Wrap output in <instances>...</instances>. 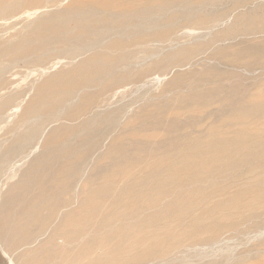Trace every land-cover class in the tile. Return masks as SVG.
Segmentation results:
<instances>
[{
	"label": "bare ground",
	"instance_id": "6f19581e",
	"mask_svg": "<svg viewBox=\"0 0 264 264\" xmlns=\"http://www.w3.org/2000/svg\"><path fill=\"white\" fill-rule=\"evenodd\" d=\"M63 1L66 0H0V25L16 20V22L11 24L9 27L16 29H14V34L6 40L0 38V78L2 73L5 71V68L8 66H12L23 61H28L29 63L39 65L43 63L44 58H46L51 53L76 56L80 57L81 59L74 69L57 72L49 77L47 76L48 78L34 94L33 99L22 113L24 117L33 118L35 121L28 125V128L23 133L19 134L14 140L12 139L13 141L11 144L0 154V170L4 163L10 161L12 162V160H24V162L27 163L26 167L19 174L17 181L9 186L8 190L3 194L2 200L0 202V251L2 254L11 257L14 252L12 250H17L18 248L22 249V251L17 254V262L10 259L9 264H79L81 261L84 262V264H153L155 260L163 259L162 257L170 254V250H176L175 248H179L178 250L180 252L181 249L183 251V249H186L187 246H192L194 250L195 247L197 248L199 245H201L200 247H203L201 248L202 250H204V246H206L208 247V250L213 252V247L218 244V239L220 237L219 235L215 234H217L218 227H220L222 224L217 225V221L216 224L214 223L217 225V231L215 230L216 233H214L215 231L213 230L215 236L212 235L213 233H210L211 235H206V237L202 236L201 238H196L199 237V235L196 234L201 233V231H199V233L196 232L193 234L195 229L192 230L194 227L196 228V225L198 228H200V226H202V220H204L200 217L202 214L200 212L199 206V209H197L196 203H198L199 200L203 202L205 200L207 202L206 196L211 192V190H218V188L215 189L214 187H211L209 188V192L207 189L209 185L211 186L212 184L211 180L213 178V173L208 170L206 171V167L208 165H205L204 169V165L198 168L200 164H197V166L192 164L193 161L196 163L198 159L196 158L198 155L197 153V155L195 154L196 157L191 155L192 159L195 158L196 160H192L189 156L191 153H187V155L184 154L181 156L182 158L180 159V162H177L178 158L175 161V155L178 148L180 149V151L178 150L179 153L181 151H185L186 149L188 152L190 150L192 151V149L196 151L195 148L198 149V147H200V149L202 148L203 143H201L202 140L200 141L201 137L199 136L200 130L197 129L199 126H194L193 122H184L180 125L179 122L176 120H171L170 118V120H168L170 121L168 127L165 130H163V127L161 129L163 130L161 133L163 132L164 135L160 136L161 133L158 134L157 132V137L160 138L156 139V135L154 136L155 132L152 133L153 135H149V133L143 134L144 130H147L149 126H153L151 120L154 119L156 115H160L156 113H159V110L162 109L159 107L156 110H145L142 114H140L141 122H139L136 127L131 129L124 128L120 130V132L115 133L119 123L117 119V113L122 108V105L116 107L115 109H110L109 106H104L102 104L104 99L102 102H98L101 93L100 90L92 92V88H94L96 83L100 82L106 87H122L126 84L137 81L143 72L147 73L149 70L137 71L135 72L136 76L131 71H128L125 75L116 74L117 68L127 64L128 57L132 53V51H130V47L133 45L135 46L136 44V39L134 41L132 38H138V40L155 39V41H158L163 39L170 31H173V28L180 23H185L186 25L191 26L207 24L208 26L213 23L223 24L224 22H228L229 18L231 17L232 24L224 29L225 31L221 30V33L212 36L207 40V42L205 41V45H211V48H215L213 59L216 60V65L218 66V63L229 65L227 63L228 61H221V57L224 55L223 50L226 49L225 46L232 44L233 42H236V44L233 46V48L231 47L232 51L229 50L231 53L227 55L226 59L235 63L240 61L243 62L244 60L249 61V59L251 60L252 58V60H255L258 57L264 56V43L253 45L250 41L248 42L247 39H254L255 37H258L259 34L261 36V34L264 33V16H259L253 12L252 4H249L250 2L247 0H73L74 4H69L70 7H66L61 10L58 9L56 11H53L54 8L53 10L48 9V7H54L56 5L62 4ZM226 2L229 4V6L231 5L230 10L217 8L218 5H223V3ZM224 7L226 6L224 5ZM41 8L44 10H39ZM37 14L38 16H36ZM23 16L28 17L27 22L22 20ZM127 30L128 33H126ZM53 43H56L59 46H56ZM205 45L200 44L194 48H185L178 52L168 54L163 59L156 62L154 69L176 70L177 67L182 65V62L190 63L192 61L191 59H194L193 56L201 52ZM235 48H237V50H235ZM222 58L225 60L224 56ZM258 64L259 67L264 70V60L260 61ZM254 65L256 67V62ZM211 69L216 70L218 68L213 66ZM122 71L124 70L122 69ZM263 73L264 72H262V75H264ZM209 75L211 77L214 75L212 80L215 81V87L207 89L201 93L196 92L190 94L185 100L187 105L188 102H194V104L200 102L206 108L210 107V109L207 110L205 114L207 117L215 116V118H218L220 116H230L234 114L241 102L240 95L243 89L242 84H224V77H221L220 74L210 73ZM176 76H178V74L175 75V79L177 78ZM202 81H204V79ZM258 95L261 96L262 94ZM255 96L257 97L256 94ZM255 96L253 99H255ZM77 97H79L77 103H68ZM248 99L250 101V98ZM260 101L262 102V99H260ZM248 102L246 104H248ZM15 105V97H8L6 100L0 103V112L8 110L9 107L12 108ZM262 106L263 105L260 106L259 110H252L250 108L252 111H247L252 115V117H254V119H256L255 117H258L257 119H259V116L264 115V109ZM61 107L68 110V117L65 118V121L61 122L59 126L50 130L43 150L32 155L36 149L34 141L43 132V129L49 119L48 114ZM113 107L115 106L113 105ZM164 112L165 111H163L162 114ZM174 115L177 114L174 113ZM245 115H247V113H245ZM251 115L248 117H251ZM238 117L242 116H236V119L235 117H228L229 119L231 118L230 121L228 118L224 117L226 119L225 123L227 124L222 126L219 124L218 126L221 128L224 126L226 127L225 129H227V126L240 128V126L245 122V117L243 116V120H238L240 119ZM231 120L234 121V123H231ZM247 120L250 119L247 118ZM260 122L263 123L261 118ZM250 124L253 125L254 123ZM182 125H186L184 130L181 131V129L176 132V129L180 128ZM244 125L246 126V124ZM258 125L260 126L262 124ZM258 125H255L256 127L253 125L252 128H257ZM208 126L210 125H207V127ZM251 126L248 125V129H246L248 132ZM214 128L216 129V127ZM254 130L252 129L251 131ZM242 131L243 129H237L234 131V133L238 134L242 133ZM257 131H259L258 128ZM257 131H255V133L253 132L254 135L256 134V137L258 133L263 132V129L260 130L261 132L259 131L256 133ZM209 132L210 131L206 133ZM253 133L250 135L252 136ZM147 134L150 136V138L147 136ZM211 134L212 133H209L208 135ZM247 136L249 137V135ZM242 137H240L242 141H240V139L238 140L240 143H245V141H248L246 143L249 144L251 142L249 139H245V141H243L244 139H242ZM204 138L207 139L206 137ZM244 138H246L245 135ZM187 139H189L191 142H185L187 144L184 145L183 141ZM225 139L226 137L223 138V140ZM232 139L227 140L232 141ZM256 140L255 142H252V145H250L251 148L254 143H257ZM229 141L227 142L229 143ZM235 141L233 142L236 143ZM106 142L107 145L105 152L101 155H98V158L94 159L93 155L99 152V150L103 149ZM228 143H225V145ZM232 144H230V147ZM207 145H209V147L212 146V148L210 147L212 151L213 147H218V144L214 141V139H211ZM243 146L246 149L248 145L245 146L242 144V147ZM233 147H235V144ZM255 147L258 149L257 146ZM205 148L206 147L203 149L204 152L210 149ZM220 150V154H222L224 151H222V149ZM251 150L253 151V149ZM26 151L28 154H24ZM159 151H161V156H158L160 159L152 161L150 155ZM208 151L207 154L211 155L212 152ZM252 151H250L251 155H253ZM199 153L201 154V152ZM226 153H223L225 155L221 156L225 157ZM142 154L150 156L146 159L147 164H150V166L147 165L149 168L154 167L155 164H166L168 169H165L166 172L163 174L164 176L166 173L168 175L169 171H173L174 169L178 168L177 165L180 163L182 165L184 164V166L187 164L189 165V167L187 165V167L190 168V171L188 170V174L191 173L194 165L193 169L195 172L191 176L183 177L181 175L183 178L181 177L182 179L180 178V180L177 179L179 176L177 173L178 176L174 177L175 179L173 178L175 182L173 188L170 187L173 180H160L159 178L161 177V171H157L155 167L154 169L150 168V170H147V172H142V174L138 176L139 178L136 179V176L131 175L132 172H130L129 168L131 165L137 164L141 160H145L141 159ZM212 154L213 155L211 156H214V153ZM201 155L204 159L206 153H202ZM247 155L248 154H246V158ZM154 156L155 155L153 154V157ZM233 156L231 155V157H228L230 159H234ZM207 157L210 156L206 155V158L204 159L205 161ZM260 157H263L260 159L262 161L264 159V153H261ZM260 157H258V159ZM212 159H214V157ZM244 159L245 157L243 156L242 160ZM209 160L210 159L208 158L207 162L202 160L201 162L208 164ZM217 161L215 162V160H212V162L209 164L211 165L210 167L213 166L214 168L215 164L218 165L219 161L218 164ZM246 161L247 160H244L242 162ZM220 162H223L222 159ZM87 163L90 164V167L88 166V168H90V172L86 175L84 168ZM252 163H255V160L254 162L252 161ZM261 163L262 162H260L258 166H261ZM251 164L249 163L248 165L253 167H251L252 170L249 168L246 173H248L249 170H251L250 172H254V168L256 167L257 163L253 164L255 166ZM182 165L179 167L181 168ZM234 166L235 164L231 163L227 169L229 170L234 168ZM158 167L161 166H157V168ZM187 167L184 168L187 169ZM201 168L202 171L204 169L206 172H196L198 169L201 170ZM262 168L264 169V167ZM146 169L147 168H144V170ZM138 170L140 171V168H138ZM215 171L216 170L214 169L213 172L215 173ZM223 171L222 173L219 171L218 172L220 174H227V172H229L226 171V169V173H223ZM258 172L260 173L259 170ZM220 176L222 175H219L218 177ZM222 177H224L222 180H225V175ZM220 178L217 180L219 181L218 184L220 183ZM256 178L260 177L257 176ZM261 178L264 179V176ZM245 179L247 180L246 177ZM260 179H258L259 182ZM258 180L256 181V184H258ZM81 181L87 184V190H81L78 195H73L74 192L77 193V191H75L76 187L77 189L78 186L81 188V185H79ZM260 184L261 183H259V186ZM260 187H262V184ZM222 188L220 187L219 189ZM206 189L208 190V194H205V199L204 197L200 198L202 192H204ZM225 189L227 190V188ZM259 190H262V188ZM259 190H257V192ZM225 192L226 191L223 193L227 194ZM217 193L218 195H215L214 200H216V197L220 194L219 192ZM255 195L257 194L255 193ZM255 195L253 192L251 196L254 198ZM208 196V200L212 198V196ZM206 202H204V204ZM216 202L218 203L219 201ZM223 202H220V204H223ZM211 203L209 204L207 202L206 206L212 205ZM245 203L242 202V204L246 205L247 208V204ZM254 203L255 202H253V204ZM230 204L232 205V203ZM258 204L259 203H257V205ZM235 205L237 207V204H234V206ZM248 206V208H251L250 204H248ZM220 207H222V205ZM197 210H199V212ZM216 210L217 214L219 210L218 208H216ZM222 210L225 209L221 208V211ZM243 210L241 213H243ZM195 211H197V215L194 213ZM256 211L258 210L256 209ZM256 211L254 210L252 213H256ZM259 211H263L264 213V209ZM259 211L258 213H262ZM211 212L213 213V210H211ZM183 213H188L191 217L192 213H194L195 215H193L192 218H194V216L196 218H194L195 221L194 219L193 221L197 222V218L199 217L200 218L198 222L200 223V221H202L200 226L198 223H195L196 225L193 224L194 227H192L193 225H190L191 227H189L191 230L188 228L190 230V233L188 230V235L184 229L183 233H181L179 230V226L182 225L183 221L181 219H183V217L186 218L188 214H185L183 217H181L182 215H179L181 218L178 219V217L177 219L179 221L181 220V222L178 223L177 221V223L181 224L179 226L177 225L178 229L176 224L173 226L177 230L173 228L169 222L172 217L174 219L176 218V214ZM216 214L215 212L211 214V218H215ZM230 214L232 215L233 213ZM206 215L207 214H205V216ZM213 215L215 216L212 217ZM234 215L233 217H235ZM190 216L187 218L189 219ZM220 216H217L218 220ZM229 216L230 215L228 214V217ZM236 216H238V214ZM187 218L184 220L187 221L188 225L189 221ZM192 218H190V221L193 223ZM222 220H224V216L222 217ZM209 221L210 220H208L206 223L203 222L206 224L205 226L203 225V227H205L204 229L202 227L203 230L200 228L203 231V234L207 231V223ZM211 221H214V219H211ZM224 223H228V221ZM230 223H228L229 228L227 226L226 228L230 229V226L234 227V222L231 224ZM184 224H186V222ZM215 225L213 226L215 227ZM225 225L227 224H224L223 226L225 227ZM172 228L176 230L177 234L176 236L173 234V236L170 237L169 232H171V230L174 232ZM152 230H156V232L158 230L159 234L162 230V233L164 232L163 234H166L162 238L165 239L164 237H166L167 243L162 244L166 241H163L162 239L161 242L159 237H156V234H153L155 231L152 233ZM204 230L206 231L204 232ZM220 230L224 231L222 226L218 231L219 233L221 232ZM223 234L224 232L222 233V236ZM160 235L162 236V234ZM42 237L45 238L40 241V238ZM194 238L199 240L197 242H190V240H194ZM157 240L162 244L159 247L157 246L159 250H162L160 253L159 251L156 252V245H158ZM219 241L221 242V238ZM148 243L151 244V247L152 245L155 247L151 248L149 247L150 245H148V248H145V244L147 245ZM183 246L186 247L184 248ZM220 246L216 247L219 248ZM221 247L219 250L217 249L219 253L220 251L224 252L223 250H225L221 249ZM134 248L142 249V251L139 250L140 253H135L134 256L131 254L132 256H130L129 252ZM94 249H97L99 253L98 255L91 253V251ZM197 251L195 252L196 254ZM214 252L216 253L215 250ZM233 252L235 251L233 250ZM258 252L260 251H256V253ZM173 253L171 252V255H173ZM207 253L208 252L204 254L206 255ZM215 253H212V255H215ZM156 254H158V258H156L157 256L152 258ZM222 254L224 256L226 253ZM233 254L236 255L235 253L231 252L230 257L227 256L228 260L226 258L225 259L229 262V264L233 263H230V261H234L235 264H240L245 254L243 253L244 255L241 254L235 257ZM219 255L217 256L218 258ZM213 264L215 263L213 262Z\"/></svg>",
	"mask_w": 264,
	"mask_h": 264
},
{
	"label": "rangeland",
	"instance_id": "374dc122",
	"mask_svg": "<svg viewBox=\"0 0 264 264\" xmlns=\"http://www.w3.org/2000/svg\"><path fill=\"white\" fill-rule=\"evenodd\" d=\"M247 1L250 2L249 4H252L253 12H255L259 16H264V0H247ZM69 4L73 5L74 4L73 0H71V1L70 0L63 1L62 4L56 5L54 7L53 6L52 7H48V9L53 10V8H54L53 11H56L58 9L61 10L63 8H66V7H70ZM224 5L226 7H224ZM217 8L230 10L231 9V5L229 6V4H227V2H226V3H223V5L222 4L218 5ZM39 10L43 11L44 9L41 8ZM36 16H38V14ZM27 19H28L27 16H23L22 20L27 22ZM15 22H16V20L10 21V22H7L5 24L0 25V27H1L0 28V38L1 39H5L6 40V39L10 38L14 34V31L16 29L15 28H9V27H10L11 24H13ZM231 24H232V18L231 17L229 18L228 22H224L223 24L213 23V24H210L208 26H207V24H200V25L191 26V25H186L185 23H180V24H178L177 26H175L173 28V31H170L163 39H160L158 41L157 40L155 41V39H153V40L152 39L138 40V38H132V40H134V41L136 39V41H135L136 44H135V46L133 45V46L130 47V51H132V53L128 57V62H127V64L117 68L116 74L125 75L128 71H131L133 74H135V72H137V71H143V70H149V71L147 73L143 72L139 76L137 81H134L133 83H130V84H126V85H124L122 87H106L104 84H102L100 82V83H96L94 85V88H92V92H94V91L96 92V91L100 90L101 93H100V98H99L98 102H102V100L104 99L103 103H102L104 106H109L110 109H112V108L115 109L116 107L122 105L121 106L122 108L117 113V119H118L119 123H118V128H117L115 133L120 132V130H122L124 128L131 129V128L136 127L139 124V122H141L140 121V114H142L145 110H156L159 107L162 108V109L159 110L160 111L159 113L158 112H156V113L160 114V115L159 116L156 115L154 117V119H152L153 121L151 120V122L153 123V126H149V128L147 129L148 131L144 130L143 134L149 133V135H153L152 133L155 132L154 136L156 135V137H157L158 134L161 133V131L165 130L168 127V124L170 122L168 120H170V118H171V120H176L177 122H179L180 125L182 123H184V122H186V123H192L193 122L194 126L195 125L199 126V127H197V129L200 130V133H199L200 135L199 136L201 137L200 141L202 140L201 143H203L202 144V148L201 149H200V147H198V149L195 148L196 151L194 149H192V151L190 150L191 152L190 151L187 152V149H186L185 150L186 152L185 151H183V152L181 151L180 153L178 152V150L180 151V149L178 148L177 152H176V155H175V161L178 158L177 162H180V159L182 158L181 156H183L184 154L187 155V153H189V154L191 153L189 155L191 159H192L191 155H194L196 157L197 154L198 155H197L196 158L199 159L201 157L200 159L202 161H204V162H207L208 158L210 159L208 164L204 163V162L202 163L200 159H199V162H198V159H197L196 163L193 161L192 164H195V166H197V164H200V166L198 165L199 166L198 168H200V167H202V165H204V167H203L204 169H205V165H208L206 167V171L208 170V171L213 173L212 174L213 178L211 180L212 184H211V186L209 185V187L207 189L209 190V192H210L209 188H211V187H214L215 189L218 188V190H211V192H210L211 194L210 193L208 194V190L206 189V190H204V192H202L200 198L206 196L207 194L209 195V196L207 195L208 197L212 196V198H210L209 200H208V198L206 196V199H207V202L209 204L212 202L211 204L215 208L212 205L206 206L207 202L205 200H204V202H206L205 204H204L203 201H200V200H199L198 203H196L197 209L200 208L201 214L202 215L204 214L203 216L202 215L200 216L201 219H204L202 221L206 223L208 220H210L207 223V231L204 230V232L206 231V233H204L205 235L202 233L203 232L202 230L205 228V227H203V225L205 226L206 224L203 223L202 221H200V223L202 222V224H201L202 226H200V223L198 222L199 218H200L199 216H198L199 218H197L198 219L197 222H194L195 221L194 218H196L195 216H194V218H192L193 215H195L194 213H196V215H197V211L199 212V210H197L194 213H192V217L190 216V214H188L189 212L188 213H183V214H176V218L174 219L172 217L169 220V222L171 223L172 227L174 226V224H176V226L177 225L179 226L181 223L180 224H178V223L181 222V220H183L184 223L186 222V224H184L183 221H182V225L179 226V230H180L181 233H183V231L185 230L187 232V235H188V230H189L188 228L191 227L190 225H193V224L196 225L198 223L200 228L202 229V227H203V229L201 230L196 225V228L198 229L197 230L194 227V225L192 226V227H194L192 230L195 229L194 232L192 231L193 234L196 233V232L199 233V231H201V233L196 234V235H199V237H196V238H201L202 236L206 237V235L207 236L211 235L210 233H213L216 230V226L222 224V225H220V227H218V231H219V229H221V226H222V229H224V231L220 230L221 232L219 233L216 230L217 234H215V235H219L220 236L219 239L221 238V242L218 239V244L213 247V252L208 250V247H206V246H204L205 249L202 250L201 248H203V247H200L201 245L198 246L199 248L198 247L197 248L195 247L196 249L194 248V250H196V251L198 249L197 254L195 253L196 251L193 250L192 246H187V248L183 249V251L180 248L181 249L180 252L178 250L179 248H175L176 250H173V249L170 250L169 251L170 254H168L167 256L166 255H165V257L161 256L163 259L165 258L164 260L163 259H160V260L157 259V260L154 261L153 264H211V263L213 264V262L215 264H229V262L227 260H228V257H230V253L231 252L236 254V255L233 254L234 257L237 256V255H241L243 253L245 254V255L243 254L245 257L243 256V260H242V262H240V264L243 263V262H245L243 264H264V232H263L264 231V213H263V211H259L261 209L262 210L264 209V207H263L264 206V190H263L264 189L263 188V186H264V184H263L264 181L263 180L264 179L261 178L262 176H264L263 175L264 174L263 173L264 169L262 168V167H264V163H263L264 159L262 161L260 160L261 158H263V157H260V154L264 153V148H263V146H264V128H263L264 127V125H263L264 124V117L263 116L264 115L259 116V119H257L258 117H255L256 119H254V117H252V115L249 113L252 110H259L261 105H263L262 107L264 109V75H262V72H264V70L261 69L259 67V64H258L260 61L264 60V59H262V58H264V56L256 58L257 60L256 59L252 60L253 59L252 58L251 60L249 59V61L248 60L247 61L244 60L245 62L244 61L243 62L240 61V62H237V63L230 62L231 60L226 59V57H227V55H229L231 53V51H232L231 49L236 44V42H233L232 44L226 45L225 46L226 49L223 50L224 51V53H223L224 55L223 54L222 55L224 56L225 60H223V58H222L223 56L221 57V61H224V62L228 61L227 63L229 65H223L222 63H218V66H217L216 65V60L213 59L214 58V49L215 48H211V45H205V43L207 42L208 39H210L212 36H214L216 34L221 33L222 31H225L224 29H226ZM263 29H264V26H263ZM126 33H128V30H127ZM263 35H264V33L261 34V36L259 34L258 37H255L254 39L253 38H249V39H247V41L248 42L250 41L253 45L254 44L259 45V43L263 44L264 43V36ZM203 42H204V44H203ZM53 44L56 45V46L58 45L56 43H53ZM200 44L205 45L203 47V49L201 50V52H199L198 54L193 56L194 59L192 58L191 59L192 61L190 63L182 62V65L177 67L176 70L175 69H171L174 72L171 71L170 69H165V70L154 69V66H155L156 62H158L159 60L163 59L166 55L174 53V52H178V51H180L182 49H185V48H194L195 46L200 45ZM53 46H50V47H53ZM229 50H231V51H229ZM235 50H237V48H235ZM239 51H241V50H239ZM80 60H81L80 57H76V56H67V55H64V54L59 55V54H56V53H51L46 58H44L43 63H41L39 65L29 63L28 61H23V62H18L15 65H12L13 67L12 66H8V67L5 66L6 67L5 71L2 73V76L0 78V103L3 102L4 100H6L8 97L14 96L15 97V101H16V105L13 106L12 108L9 107L8 110L0 112V154H1V152L3 150H5L11 144V142L19 134L23 133L28 128V125H30L33 121H35V119H33V118L24 117L22 115V113H23L24 109L27 107V105L31 102V100L34 97V94L38 91V89L41 87L43 82L49 76H51L52 74H55L57 72L68 71V70L74 69L78 65ZM255 62H256V67L254 65ZM213 66L217 67L218 69L212 70L211 67H213ZM118 69H119V71H118ZM122 69L125 72L122 71ZM254 69H256V70H254ZM217 71H218V73H217ZM210 73H212V74L213 73L214 74H220L221 77H224L223 78V81H224L223 83L224 84H229V85L230 84H235V83L242 84L243 89H242L241 95H240L241 102H240V104H239V106L237 108V111L234 114H232L230 116H220L221 118L218 117L219 119L215 118V116H208L207 117L205 114H206L207 110L210 109V107L206 108L200 102H198L199 104L198 103L194 104V102H192V103L188 102L189 106L187 105V102L185 100L188 98V96L190 94L196 93V92L197 93H201V92L206 91L207 89L215 87V81L212 80L214 75L211 77L209 75ZM177 74H178V76H176L177 78L175 79V75H177ZM135 76H136V74H135ZM172 78H174V79H172ZM203 79H204V81H202ZM149 81H151V82H149ZM242 93H243V95H242ZM255 94L257 95V97L255 96ZM258 94H262V95L259 96ZM108 95H109V97H108ZM254 96H255V99H253ZM105 98H106V100H105ZM243 98L244 99L246 98L245 99L246 102H245V100ZM248 98H250V101H249ZM257 98L262 99V102L260 101V99H257ZM78 99H79V97L75 98L73 101H70L68 103H70V104L71 103H77ZM109 99H110V101H109ZM247 102H248V104H246ZM256 103H257V105H256ZM258 103H260L261 105L258 104ZM113 105L115 107H113ZM186 105H187V107H186ZM191 105H193L194 107L191 106ZM130 108H131V110H130ZM185 108H188V109L190 108V109L188 111V109H185ZM250 108L252 110H250ZM195 110H197V111H195ZM247 110H249V112ZM67 111L68 110H66L65 108L61 107L59 109L53 110L52 112H50L48 114V118L49 119H48V122H47L46 126L43 129V132L34 141L36 149H35V151L33 152L32 155H34L35 153H38L41 150H43L44 144L46 142V138H47L50 130L55 128V127H57V126H59L61 124V122L65 121L64 119L67 118L68 115H69V113H67ZM163 111H165V112L162 114ZM192 111H194V112H192ZM198 111H199V113H198ZM200 112H201V114H200ZM174 113H176L177 115H174ZM245 113H247V115H245ZM126 114H127V116H126ZM193 114H194V116H193ZM248 114H250L251 117H248V116H250ZM201 115H203V116H201ZM236 116H242V117H238V118H240L238 120H243V118L245 117L244 118L245 122L242 124L243 126L242 125L240 126V128L234 127V126H227V129H229V130H227V129H225L226 127H224V126H223V128L218 126L219 124H221L220 126L227 124V123H225V121H226L225 118H228V117H233L234 118L235 117V119H236ZM162 118H164V119H162ZM247 118L250 119V120H247ZM260 118H261V121L263 120V123L260 122ZM155 119H156V121H155ZM230 119H229V121H230ZM235 119H234V121H235ZM129 120H131V121H129ZM165 120H166L167 124L165 123ZM159 121L161 122V124H160ZM234 121L231 120V123H234ZM256 122H257V124H256ZM250 123H254L253 124L254 126L258 125V124H262L260 126L258 125L257 128H258L259 131L263 129V132L260 131L263 135L261 133H258L259 131H257V128H255L256 126L254 128H252L253 125L250 124ZM244 124H246V126ZM207 125H210V126L207 127ZM213 125H214V127H216V129L213 127ZM248 125H250V126L252 125L251 128L253 130L254 129H256V130L251 131L252 129L249 127L251 130L249 129V132H248V130H246V129H248ZM185 126L186 125H182L181 127L179 126L180 128L176 129V132H178L181 129H182L181 131H183ZM157 127H158V129H157ZM162 127H163V130H161ZM192 128H194V127H192ZM220 128H221V130H220ZM188 129L191 130L190 128H188ZM237 129H241V130L243 129L242 133H238V134L234 133V131H236ZM245 130L247 131V134H246ZM208 131H210L209 133H212V134L208 135L209 133H206ZM255 131H257L256 133H258L257 137H256V134L254 135ZM157 132H158V134H157ZM204 133H206V134H204ZM231 133H232V135H231ZM252 133H253V135H252L253 137L250 135ZM241 134L243 135V137H242ZM149 135L147 134V136L150 138ZM162 135H164L163 132L160 134V136H162ZM226 135L227 136L231 135V136L227 137ZM244 135H245L246 138H244ZM247 135H249V137ZM260 135L263 136V137H261ZM209 136H211V137H209ZM204 137H206L207 139H205ZM225 137H226V139L223 140V138H225ZM240 137H242V139H244L243 141H245V139H249V141H251L249 144L246 143L248 141H245V143L241 142L245 146L248 145L247 146L248 149H247V147H246V149L244 148V146L242 147V144L240 143V141H242V140L240 139ZM158 138H160V137H157L156 139H158ZM252 138H254V139H252ZM152 139H154V138H152ZM211 139H214V141L217 142V144H218V147H213V151L211 150L212 146H210L211 147L210 148L209 145H207V143ZM227 139H229V140L232 139V141H229ZM239 139H240V141H238ZM226 140L229 141V143ZM255 140L257 141V143L256 144L254 143V144H255V146L258 147V149H256L254 144H253L252 148L250 147V145H252V142H255ZM233 141H235L236 143L238 142L239 144L238 143L236 144ZM185 142L189 143L191 141L189 139L184 140L183 141L184 145L187 144ZM221 142H222V144H221ZM225 143H228L226 145L229 148L225 145ZM230 144H232L233 146L235 144V147H233L232 145L230 147ZM106 145H107V142L104 144L103 149L99 150V152H97V153H95L93 155L94 159L98 158V155H101L102 153L105 152ZM204 147H206L205 149L210 148L208 150L209 151L211 150L210 152L214 153V156H211V155H213L212 153H211V155L207 154L208 150L207 151L205 150L206 152H204V150H203ZM232 147H233V149H232ZM219 148L222 149V151H224L223 153L227 152L228 154L226 153V156L223 157L225 154H223V153L220 154L221 150ZM241 148H243V149H241ZM251 149H253V151ZM254 149L256 151L257 150L258 151L256 152ZM239 150H241V151H239ZM228 151H230V152H228ZM250 151L253 152L252 153L253 155L250 154L251 153ZM199 152H201V154L202 153L203 154L206 153V155H208L210 157H207V159L205 161L204 159L206 158V155H205V158L203 159L202 155ZM235 152H237V153H235ZM247 152H249V153H247ZM177 153H179V154H177ZM245 153L248 154L247 158H246V154ZM24 154H28V152L26 151V153H24ZM153 154L155 155L154 157H153ZM240 154H243V155H240ZM221 155H223V156H221ZM231 155L232 156L235 155V156H233L234 159L233 158H231V159L229 158V157H231ZM141 156H142L141 159H145V160H141L137 164L131 165V167L129 168L130 172H132L131 175L136 176V179L139 178L138 176H140L142 174V172H147V170H150V168L154 169V167L157 169V171H159V170L161 171L160 175H161L162 178L159 176L160 177L159 179L160 180L163 179V180H166V181H168L170 179L172 181L174 177L178 176V174H179L180 177L178 176L177 179L180 180V178L182 176L183 177L191 176L195 172V170L193 169L194 165H193V168L191 167L192 168L191 173L188 174V172L190 171V168H188L189 165L187 164L188 165V167H187V165L184 166V164L182 165L181 163L180 164L177 163L178 164L177 165L178 168L174 169L173 170L174 172L173 171H169L168 175L166 173L167 177H172V176L173 177L172 178H167L166 175L165 176L163 175L166 172L165 169H168L166 164H164V165L155 164L154 167H150L149 168L150 164H147V162H146L147 157H150V156L152 158V161H155L156 159L159 160L160 157H158V156H161V151L154 152L150 156H148L146 154H142ZM216 156H219V157H216ZM243 156L245 157L244 160H247L246 162L248 164L249 163L251 164L252 161L254 162V160H255V163L251 164V165H253V164L257 163L256 167H258V168L255 167L254 168V172L253 171L250 172L252 170V168H253L252 166L248 165L246 162H242V161H244V160H242ZM213 157H214V159H212ZM227 157H228V159H227ZM252 157H253V160H252ZM258 157H260V158L258 159ZM223 158H225V159H223ZM221 159H222L223 162L224 161L225 162L224 163L220 162ZM249 159L252 160V161H250ZM192 160H196V159L194 158ZM192 160H190V161H192ZM212 160H215V162L217 160L219 161V164H218V161H217L218 165L215 164L216 166L214 165V168H213V166L210 167L211 165H209L210 162H212ZM230 160H233V161H230ZM237 160H240V161H237ZM259 160H260V162H262L261 166L260 165L258 166V164L260 163ZM227 161H230V162H227ZM19 162L20 163L22 162V163L20 164ZM213 163H214V161H213ZM231 163L235 164V166H234V168H231V169L228 170L227 167L229 165H231ZM26 164L27 163L24 162V160L23 161H19V160L13 161L12 160V162L10 161V162H6V163L3 164V166H2V168L0 170V202L2 200L3 194L8 190L9 186H11L12 184H14L17 181V179L19 177V174L26 167ZM224 164H225V166H224ZM17 165H19V166H17ZM89 165L90 164L87 163L85 165V168H84L86 175L90 172V168H88ZM140 165H141V167H140ZM147 165H149V166H147ZM156 165L157 166H161V167L157 168ZM180 165H182L181 168L179 167ZM183 166L187 167V169H185ZM222 166H223V169H222ZM253 166H255V165H253ZM7 167H8V169H7ZM13 167H14V169H13ZM87 168H88V171H87ZM138 168H140V171L138 170ZM144 168H147V169L144 170ZM161 168H162V170H161ZM249 168H251V170H249V172L252 173V174H250L249 172L246 173ZM204 169H203V171H202V168H201V170L198 169L196 172H201V171L202 172H206V171H204ZM214 169L216 170L215 171L216 174L213 172ZM225 169H226V171H229V172H227V174H220V173H222L223 170H224L223 173L224 172L226 173ZM261 169H262V172H261ZM258 170L260 171V173L258 172ZM217 173H218V175H217ZM244 173H246V174H244ZM254 173H255V176H254ZM137 174H139V175H137ZM219 175H222V176L225 175V177H226L225 180H222V179H224V177H222V176H220L221 178L218 177ZM239 175L242 176V177H240ZM232 176H234V177H232ZM248 176H249V178H248ZM257 176H259L262 179V181H261L260 178H256ZM245 177L247 178V180L245 179ZM218 178H220L219 179L220 180L219 184H218L219 181H217ZM258 179H260V182H259ZM221 180H222V182H221ZM257 180H258V182H257L258 184H256ZM177 181H176V183H177ZM216 181H217V184H216ZM201 183H205V182H201ZM259 183L262 184V187H260L261 184L259 186ZM174 184H175V182L173 180L172 181V185L170 187L173 188ZM79 185H81L82 189L79 186H78V189L76 187L75 191H77V193L74 192V194L72 193L73 195H78V193L81 190L82 191H84L85 189L87 190L88 186H87V184H85V182L81 181ZM220 187L221 188L223 187L222 188L223 190L219 189ZM225 188H227V190ZM252 188H255V189H252ZM260 188H262V190H259ZM250 190H252V191H250ZM257 190H259L258 191L259 194L261 193L260 196H259ZM215 191L220 193L219 196L216 197L217 198L216 200H214L215 199L214 197H215V195H218V193L215 192ZM224 191H226L225 193H227V194H224L223 193ZM248 191H250V192H248ZM253 192H254V195L256 193L258 196L255 195V197L253 198V196H251L253 194ZM220 195H222V196H220ZM256 196H257V198H256ZM124 199H126V198H124ZM204 199H205V197H204ZM239 199L243 203L246 202L245 204H247V208H246V205L242 204V202L239 201ZM216 201H219L218 203H219L220 206L222 205V207H220ZM234 201H236L237 203L234 202ZM220 202H223L224 205L220 204ZM238 202H240L241 204L238 203ZM253 202H255V203L257 202L259 204L257 205V203H256V205H257L256 206L255 203L253 204ZM230 203H232V205ZM234 204H237V207L241 206L240 207L241 209L239 207L237 208L236 205L234 206ZM248 204H250V206L252 205L251 208H248L249 207ZM198 206H199V208H198ZM225 206H226V208H225ZM260 206H261V209H260ZM196 207H194V208H196ZM242 207L244 208V210H243ZM216 208H218V210H219L217 214H216V212H217ZM221 208L222 209L224 208L225 210L221 211ZM256 209L259 212H262V213H258V211H256ZM211 210H213V213L215 212L216 217L220 216V214H221L219 220H218V217H217V220H216V217L215 218H211L210 215L213 214L211 212ZM242 210H243V213H241ZM254 210L256 211V213H252ZM238 212L241 213V214H239ZM230 213H233V214L231 215ZM236 213L238 214V216H236L237 215ZM185 214L186 215L188 214L190 216V218H192V221L194 219L193 223L190 221V218L189 219L187 218V217H189L187 215L186 218L189 221V223L187 225V221H185L186 218L183 217ZM205 214H207L206 215L207 217L205 216ZM228 214L230 215L229 217H228ZM179 215L180 216L182 215L181 217H183V219H181L180 221L178 220V219L181 218ZM198 215H199V213H198ZM233 215L235 217H233ZM239 215H241V216H239ZM214 216L215 215H213L212 217H214ZM223 216H224V220H222ZM226 216L228 217V220H227ZM174 217H175V215H174ZM225 217H226V221H225ZM231 217H232V219H231ZM229 218H230V222L231 223L234 222L233 223L234 225L232 224L234 227L230 226V229H228L229 228L228 223H230L229 222ZM211 219L212 220L214 219V221H211ZM177 221H178V223H177ZM216 221H217V225H215ZM227 221H228V223H224V222H227ZM220 222H222V223H220ZM208 224H209V226H208ZM224 224H227V225H225V227H224L223 226ZM183 225H185V226H183ZM186 225H187V227H186ZM213 225H215V227ZM178 226H177V229H178ZM226 226L228 228H226ZM173 228H175V227H173ZM225 229H226V232H225ZM176 230H174L175 233L172 230H171V232H169L170 233V237L173 236V234H174V236H176V234H177ZM190 230H191V228H190ZM190 230H189V233H190ZM153 231H155V233H153ZM216 231L214 233H216ZM186 232H184V233H186ZM223 232H224V234L222 236ZM152 233L156 234L155 236L159 237L161 242H162V239H163L162 237L164 235H166V234H163L164 232L162 233V230L160 232V234H162V236L159 234L158 230H157V232H156V230H152ZM214 233L212 235H214ZM167 237L169 238L168 235H167ZM44 238L45 237L40 238V241L43 240ZM164 238L165 239H163V241H166V242H163L162 244L167 243L166 237H164ZM196 238H194V240L193 239L190 240V242L191 241L197 242L199 239L197 240ZM159 241H158V245H156V247L157 246L159 247L160 245H162L161 242H159ZM168 241H169V239H168ZM148 245H150L149 247H151V244H149V243L147 245L145 244L144 247L148 248ZM216 246L217 247L220 246L221 249H225L226 251L223 250L224 252L220 251V253H219V251H217V249L219 250L220 247L217 248ZM152 247L154 248L155 246L152 245ZM158 247H157V250H156V248H155V250H156V252L159 251V253H160V251H162V250H159ZM183 247L185 248L186 246H183ZM188 247H191L192 250H191V248H188ZM214 248H216V249H214ZM232 249L235 252H233ZM139 250L142 251V249L134 248V249L130 250L129 255L130 256H132V255L134 256L135 253L136 254L140 253ZM167 250H169V249H167ZM214 250L216 251V253L214 252ZM227 250H228V252H227ZM12 251H14V252L11 255V257H8V256L2 254V252L0 251V264H9L10 259L15 261V262H17V258H18L17 254L20 251H22V249L18 248L17 250L15 249V250H12ZM256 251H260V252L256 253ZM171 252L172 253L174 252L173 255H171ZM203 252L204 253L208 252V253L205 255ZM210 252L215 253V255L214 254L213 255L216 256V257H214L212 255V253H210ZM91 253H93L94 255H96V254L98 255L99 254L97 249L92 250ZM222 253H226V254L223 256ZM246 254H248L249 256L246 255ZM218 255H219V258L217 257ZM221 255L223 256V258H222ZM155 256H157L156 258H158V254L154 255V257H152V258H155ZM175 256H176V258H175ZM246 256H248V257H246ZM250 256H251V258H250ZM253 256H254V258H253ZM204 257H205V259H204ZM211 258H213V259H211ZM202 259H204V260H202ZM208 259H210V260H208ZM246 260H249V261H246ZM230 263L235 264L234 261H230ZM79 264H84V262L81 261ZM120 264H122V263H120Z\"/></svg>",
	"mask_w": 264,
	"mask_h": 264
}]
</instances>
